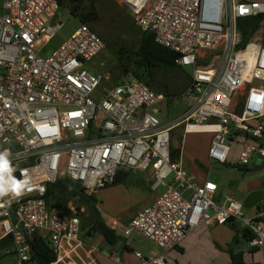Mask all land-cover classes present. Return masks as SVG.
<instances>
[{"label": "built area", "instance_id": "obj_1", "mask_svg": "<svg viewBox=\"0 0 264 264\" xmlns=\"http://www.w3.org/2000/svg\"><path fill=\"white\" fill-rule=\"evenodd\" d=\"M124 3L141 31L178 54L177 65L194 69L178 121L162 123L158 115L168 97L144 82L126 79L107 87V75L85 68L106 48L88 25L50 56L42 54L64 26L58 0H0V152L8 151L10 175L23 182L19 195L0 197V240L12 239L6 253L16 256V264H31L32 241L39 236L58 264L66 247L85 242L80 218L54 208L49 186L67 179L92 196L126 169L151 173L152 189H167L127 223L109 226L124 238L143 236L159 249L153 256L136 252L142 264H174L169 254L188 236L230 221L252 232L250 249L262 253L264 264V210L246 218L233 195L217 203L218 185L208 178L199 183L172 157L173 130L184 125L186 134L213 135L210 163L228 164L236 143L237 166L248 167L254 156L264 162V45L255 37L245 43L238 24L263 15L264 2ZM254 91L262 98L252 100Z\"/></svg>", "mask_w": 264, "mask_h": 264}, {"label": "rangeland", "instance_id": "obj_2", "mask_svg": "<svg viewBox=\"0 0 264 264\" xmlns=\"http://www.w3.org/2000/svg\"><path fill=\"white\" fill-rule=\"evenodd\" d=\"M240 1L264 2V0ZM92 2L99 18L96 22L88 25L103 39L106 48L92 62H88L85 68L94 75H107L109 79L105 84L107 87L126 79L139 80L135 76V70L139 77L147 80L145 69L138 67L136 64L139 59L137 52L141 44L143 31L136 24L124 0H93ZM58 16L64 26L48 46L44 47L42 53L44 56H50L81 26L79 20L71 15L66 6L59 8ZM261 24L259 35L264 34V19ZM257 37L259 36L257 35ZM261 41L263 42L262 39ZM193 71V67L180 66L157 72L155 84L157 81L158 84H154L152 90L165 96H167L166 92L174 95V98H171L173 101L169 102L167 100L158 115L162 123L178 121L177 119L184 112L187 101L182 98V95L191 82ZM241 98L242 95L239 98L237 97V104L241 102ZM184 127V125H181L173 130L172 146L174 149L180 148L182 150L180 159L184 168L187 172L193 173L199 183L208 178L218 185L216 202L219 203L220 199L222 202L226 196L233 195L236 200L243 203L249 194L259 191V189L264 192V162L261 159L254 156L250 165L244 168L245 170L238 168L241 146L236 143L233 146L228 164L210 163L208 153L213 135L206 133L186 134ZM238 141L243 143L244 138L239 137ZM260 143L264 147V137L260 140ZM130 172L131 178L128 182L98 192V198L101 201L94 204L97 209L101 208L110 216L122 218V216H127L134 210L144 206L149 188H152L156 183V179L153 178L151 173ZM166 190L165 187L160 186L154 190V193L159 196L164 194ZM94 196L97 197V194ZM261 205L264 206V201ZM68 207H72L75 211L72 213L77 214L80 218L82 225L80 238L87 243L86 240L91 238L88 236V232L96 221L94 211L89 208L87 200L81 197L70 199ZM256 208L247 209L244 207V216L253 218L257 213ZM231 229V226H213L208 228V232H202V234L199 231L195 232L189 238L193 241L186 246L185 253L175 252L173 256L178 258L179 264H227V248L220 240L225 238V234L230 237ZM129 239L133 241L134 248L144 255L152 256L159 251L150 240L143 236L134 235ZM248 244L245 242L243 248H247ZM81 257L82 254L68 253L62 257L58 264H84ZM112 259L118 264H124L119 256ZM16 263L17 258L14 255L0 257V264Z\"/></svg>", "mask_w": 264, "mask_h": 264}, {"label": "trees", "instance_id": "obj_3", "mask_svg": "<svg viewBox=\"0 0 264 264\" xmlns=\"http://www.w3.org/2000/svg\"><path fill=\"white\" fill-rule=\"evenodd\" d=\"M92 1L93 0H58L59 6H66L69 9L71 15L77 18L81 25L94 23L99 18V15L95 10ZM263 19L264 14L254 18L239 21V28L242 32L245 43H248L251 39L254 38L255 34L262 25L261 23ZM137 54L139 59L136 64L138 65V67H142L145 69L147 80L139 77L136 70L134 72L135 76L138 77L141 82H144L146 85H148L151 89L153 88L157 80L156 74L158 71L162 72L174 67H180L176 63L178 54L158 44L156 42L155 35L150 32H143L141 36V44ZM157 84L158 81L155 85ZM166 95L168 97V101L172 102L173 100L171 98H174V95H172V93L170 92H166ZM181 152L182 150L180 148H173V159H180ZM237 167L242 170H245L244 168H246L241 166ZM130 178V171L126 169H120L114 183L109 187L124 184L128 182ZM48 196L50 198V201H53L54 208H56L58 212L63 215H72V212L68 209V202L70 201V199H75L77 197L86 199L89 208L93 210L96 215V221L91 230L88 232V236L93 237L97 233L101 234L110 245H115L122 239V236L118 235L114 230H112L102 219L100 212L94 205L95 203H97V198L94 195H87L78 184L70 182L67 179H63L58 183L49 186ZM257 210L258 212L262 210L261 204L257 206ZM243 237L249 243L254 238V235L249 229L243 227ZM11 246L12 239L10 237L0 240L1 258L8 255L6 251ZM229 250L231 264H247L245 262L244 253L242 251L235 252L232 247H230ZM56 261L57 255L51 245L42 237L35 236L32 241L31 264H53Z\"/></svg>", "mask_w": 264, "mask_h": 264}, {"label": "crops", "instance_id": "obj_4", "mask_svg": "<svg viewBox=\"0 0 264 264\" xmlns=\"http://www.w3.org/2000/svg\"><path fill=\"white\" fill-rule=\"evenodd\" d=\"M259 32L260 30L257 31V33L255 34L256 36L254 37L260 40L262 39L263 42L262 41L261 42L264 43V37H263L264 34L259 35ZM257 35L259 37H257ZM144 173L147 174V172H144ZM107 188H109V186ZM259 191L262 192V190L260 189ZM98 195L99 193L97 194V197H96L97 202L101 201L100 198H98ZM159 196L156 195L154 193V190L150 187L149 194L145 198L146 202L144 206H142V208H138L137 210H134L132 213H130L127 216L126 215L124 217L122 216V218L110 216L104 210H101V208H99L98 210L101 214L102 219L108 226H111L115 221L120 222V223H127L128 221L133 219L141 209H143L146 206H150L152 203H154L158 199ZM219 201L221 202V199ZM262 210H264V206L262 207ZM257 213H258V210H257ZM213 226L215 225L203 226L201 229L197 230L196 232L199 231L201 234L202 232L204 233L208 232V228L213 227ZM221 226H231L232 228L230 231V237H227V235L225 234V238L220 240L223 242L224 247L227 248V264H231V257H230V250H229L230 247H232L235 252L242 251L244 253L245 262L247 264H263V255L261 252H259L258 250H251L249 246L247 248H243V244L247 241L243 237V227L240 223L236 221H230L228 224L221 225ZM194 233L188 236L179 247H177L175 250H173L169 254V259L171 262H173L174 264H179L178 258L174 257L173 255L175 252H178L179 254L185 253L186 246L189 245L193 241V239L190 240L189 238ZM86 241L87 243L83 244L82 246H78L75 248L66 247L65 254L66 255L68 253L82 254L81 259L84 264H118L114 262L112 259L115 256L121 257V261L124 264H142L141 260L135 254L136 252H141V251H138L134 248L133 241H131L129 238L122 237V239L118 241L117 244L110 245L101 234L97 233ZM159 252L160 251L155 252L153 255L158 254Z\"/></svg>", "mask_w": 264, "mask_h": 264}, {"label": "clouds", "instance_id": "obj_5", "mask_svg": "<svg viewBox=\"0 0 264 264\" xmlns=\"http://www.w3.org/2000/svg\"><path fill=\"white\" fill-rule=\"evenodd\" d=\"M262 97H258L255 91L252 94V100H259ZM254 106V105H250ZM9 153L7 150L0 152V197H3L8 194L19 195V189L22 186L23 182L16 180L11 177V166L8 159ZM8 174V179L5 180V174Z\"/></svg>", "mask_w": 264, "mask_h": 264}, {"label": "water", "instance_id": "obj_6", "mask_svg": "<svg viewBox=\"0 0 264 264\" xmlns=\"http://www.w3.org/2000/svg\"><path fill=\"white\" fill-rule=\"evenodd\" d=\"M58 16L55 17L57 19ZM264 201V192L255 191L249 194L243 201V206L247 209L256 208Z\"/></svg>", "mask_w": 264, "mask_h": 264}]
</instances>
